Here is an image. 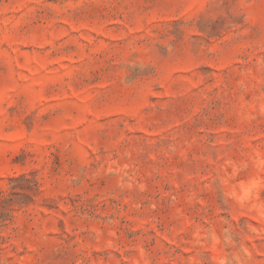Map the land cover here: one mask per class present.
Listing matches in <instances>:
<instances>
[{
  "label": "rangeland",
  "instance_id": "rangeland-1",
  "mask_svg": "<svg viewBox=\"0 0 264 264\" xmlns=\"http://www.w3.org/2000/svg\"><path fill=\"white\" fill-rule=\"evenodd\" d=\"M0 264H264V0H0Z\"/></svg>",
  "mask_w": 264,
  "mask_h": 264
}]
</instances>
